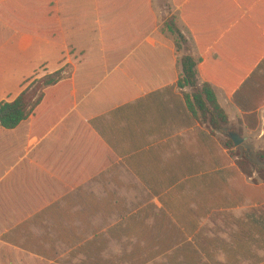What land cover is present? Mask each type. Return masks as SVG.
Here are the masks:
<instances>
[{
  "label": "crops",
  "instance_id": "crops-1",
  "mask_svg": "<svg viewBox=\"0 0 264 264\" xmlns=\"http://www.w3.org/2000/svg\"><path fill=\"white\" fill-rule=\"evenodd\" d=\"M73 1L82 5L81 0ZM88 1L96 5L101 0ZM109 1L124 3L111 5L106 27L99 18L101 31L105 27L130 33L133 52L144 47L160 51L158 66L146 73V81L141 86L128 83L129 96L115 100L110 90L117 66L112 67L107 56H86L75 64L71 78L66 74L46 90L26 121L13 130L0 128V230L5 231L0 232V242L47 264H56L58 246L70 243L67 233L74 230L73 221L85 225L86 212L94 217L117 208L112 193L101 204L86 190L95 191L103 183L121 187L135 179L154 195L173 191L183 173L191 185L206 176L207 163L212 165L216 140L188 108L184 93L191 94V89L176 85L181 58L173 41L161 34L168 21L160 10L163 0ZM168 4L172 14L165 16L177 18L189 53L213 84L230 124L258 132L257 142L264 145V0H168ZM78 9L73 13L80 14ZM35 43L29 37L28 44L17 45ZM24 79L12 88L15 98L21 93L16 86ZM0 89L4 95L5 88ZM37 225L46 229L45 234L31 231ZM85 243H77L71 253L81 251ZM18 256L12 264H22Z\"/></svg>",
  "mask_w": 264,
  "mask_h": 264
},
{
  "label": "rangeland",
  "instance_id": "rangeland-1",
  "mask_svg": "<svg viewBox=\"0 0 264 264\" xmlns=\"http://www.w3.org/2000/svg\"><path fill=\"white\" fill-rule=\"evenodd\" d=\"M159 5L163 19L169 20L171 17L165 16L166 12L172 14L168 0ZM40 59L38 50L19 53L0 32L1 80L16 84L33 72ZM14 98L15 94L8 96ZM243 130L232 123L222 133H215L212 165L207 163L206 176L190 185L183 180L187 176L183 173L182 183L173 191L154 192L161 200L135 179L126 180L121 187L103 183L95 191L86 190L101 204L112 193V205L118 206L111 208L110 214L93 217L86 212L82 220L89 222L85 225L73 221L74 230L67 233L70 243L58 246L56 264H264V183L256 173L250 178L237 166L244 152L256 162L255 154L264 152V145L257 142L258 132ZM233 134L243 142L227 150L225 145ZM101 210L108 212V207L101 206ZM50 226L47 223L46 227ZM31 231L42 235L46 229L37 225ZM82 242H86L82 250L71 253ZM0 251V261L8 264L14 263L17 255L22 264H47L2 242Z\"/></svg>",
  "mask_w": 264,
  "mask_h": 264
},
{
  "label": "trees",
  "instance_id": "trees-1",
  "mask_svg": "<svg viewBox=\"0 0 264 264\" xmlns=\"http://www.w3.org/2000/svg\"><path fill=\"white\" fill-rule=\"evenodd\" d=\"M1 1L0 32L7 35L8 44L14 45L19 53L38 50L42 56L33 72L24 76L22 85L16 86L21 93L15 99H8L15 84L0 79V87L5 88V94H0L1 129L13 130L33 115L43 102L46 90L66 79L67 70L71 73L68 78H71L75 64L86 56H107L112 67L117 66L110 90L115 100L128 97L130 82L141 86L147 79L146 73L158 66L159 50L144 47L133 52L132 44L135 43L130 33L105 29L111 21V5L123 4L124 1L101 0L94 5L91 1L81 0L80 7L73 5L76 2L73 0H14L15 4ZM96 7L100 9L99 13L94 11ZM77 8L80 14L73 13ZM99 18L102 27L105 26L102 31ZM161 34L173 41L177 53L183 54L178 62L182 71L176 85L180 90L191 89V94L184 93L188 108L212 135L222 133L230 124L228 115L218 103L213 84L204 76L196 58L190 55L189 42L176 17H171L165 23ZM102 36L105 44H102ZM29 37L36 41L31 47L17 45L24 41L28 44ZM154 37L163 41L159 36ZM234 145L230 138L225 147L232 150ZM255 158L256 162L249 153L244 152L237 166L250 178L256 173L264 183V152H257Z\"/></svg>",
  "mask_w": 264,
  "mask_h": 264
},
{
  "label": "water",
  "instance_id": "water-1",
  "mask_svg": "<svg viewBox=\"0 0 264 264\" xmlns=\"http://www.w3.org/2000/svg\"><path fill=\"white\" fill-rule=\"evenodd\" d=\"M230 138L232 139L236 147H238L243 142V139H241L238 135L235 134L231 135Z\"/></svg>",
  "mask_w": 264,
  "mask_h": 264
}]
</instances>
